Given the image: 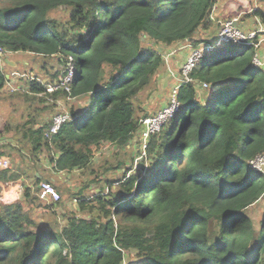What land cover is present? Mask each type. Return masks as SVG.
Segmentation results:
<instances>
[{
	"label": "trees",
	"instance_id": "obj_1",
	"mask_svg": "<svg viewBox=\"0 0 264 264\" xmlns=\"http://www.w3.org/2000/svg\"><path fill=\"white\" fill-rule=\"evenodd\" d=\"M216 4L0 0V95L10 80L1 56L30 53L57 59L55 77L73 57L70 96L86 99L52 138L47 125L24 124L35 156L45 151L55 171L71 174L110 146L127 147L141 129L135 101L165 63L159 50L213 43L216 36L206 39V32L219 30ZM255 16L264 21V12ZM256 53L232 43L208 52L194 83L180 88L173 120L151 137L143 165L125 170L119 162L113 170L122 174L109 179L108 194L78 198L90 219L36 217L39 205L60 203L44 204L37 185L25 187L20 202L0 203V264H264V217L256 229L248 212L264 198V172L250 166L264 156V69L253 64ZM55 80L29 77L27 93L59 100L65 95L47 93ZM18 180L0 171V184ZM131 253L137 260L126 263Z\"/></svg>",
	"mask_w": 264,
	"mask_h": 264
},
{
	"label": "rangeland",
	"instance_id": "obj_2",
	"mask_svg": "<svg viewBox=\"0 0 264 264\" xmlns=\"http://www.w3.org/2000/svg\"><path fill=\"white\" fill-rule=\"evenodd\" d=\"M218 1L221 2L222 8L218 15L219 18L215 16L214 18L222 20V22L229 19H237L241 23L247 21L248 25L243 27L244 32L258 30V28L264 26L261 17L255 16L256 12H264V2L262 0ZM54 16L60 20L67 19V16L61 13H55ZM202 36H205V32ZM204 41L207 40L204 39ZM146 46H150L149 42ZM162 48L159 52L163 54L165 63L161 69V76L159 75L160 77L156 79L151 89L145 90L135 101L137 116L142 120L160 112L167 106L173 90L177 87V82L173 78L178 77L180 69L190 53H188L189 49H181L180 46L176 49L173 47ZM239 48H242V46H239ZM260 51L261 49H259V53ZM1 59L4 71L9 75L8 79L10 80L2 91V95H0V145H5L2 151L9 158L11 168L17 170L16 174L19 176V180L29 182L27 186L34 187L36 182L35 173L41 172L44 169L43 167H50L51 163L45 151L35 156L32 144L23 137L27 129L24 128V124L36 120L39 124L35 125L34 129L45 125L49 126L55 115L70 113L71 108L84 106L86 99L82 98L74 101L63 96L61 99L55 100L52 97H35L27 93L26 80L29 77L36 78L44 83H50L53 79H58L55 75L58 70H61V66L58 64L57 59L44 60L30 53L4 54ZM262 60L264 62V59ZM139 142L140 137L137 133L125 148L110 146L104 149L87 169L76 170L73 174L76 177L68 178L69 182L65 183V186H62L60 192H58L61 196L59 205L57 204L53 209L48 210V206L41 204L40 207L35 208V216H41L47 220L56 219L60 224H64L69 218L90 219L92 215H88L86 211L80 209L78 198L81 196L87 199L94 198L100 192L108 194L107 182L120 178L122 174V171L113 170L119 162L125 163V170L143 165V152L139 147ZM112 191L117 192V187H113ZM248 212L256 229H259L264 217V198L252 206ZM130 260H137L135 253L127 256L126 263Z\"/></svg>",
	"mask_w": 264,
	"mask_h": 264
},
{
	"label": "built area",
	"instance_id": "obj_3",
	"mask_svg": "<svg viewBox=\"0 0 264 264\" xmlns=\"http://www.w3.org/2000/svg\"><path fill=\"white\" fill-rule=\"evenodd\" d=\"M211 18L214 20L212 16ZM237 22V19L225 20L224 22H222V20H217L219 30L217 31L216 40L213 42L214 44L202 43L197 47H193L188 42L189 44H187L185 47H181V49H189L190 55L181 67L178 77H175L177 87L173 90L170 101H168L167 106L163 110L152 116L145 117L141 121L139 147L143 152L144 160H147V148L151 137L160 133L163 127L169 124L179 111L181 107V104L178 100L180 88L182 85L194 83L192 73L202 63L208 52H212L217 49L220 50L230 43L236 45L254 46L257 53L253 57V64L257 68H264V62L259 53V49H261L264 44V26L258 28V30L244 32L235 25ZM76 69L77 68L74 58L69 57L66 61L65 70H62L59 73L58 79L47 88V93L49 95L61 93L65 96L67 94L68 99L74 100L71 98L70 94L72 92V85L76 77ZM208 88V84H202V93ZM70 120V113L55 115L46 129V137L52 138L53 136L57 135L60 132L62 126ZM250 166L256 171L264 172V156H258L254 160L250 161ZM9 167V160H0V168L6 169ZM39 189L40 191L38 195L44 204L54 205L61 201L60 194L52 184L43 182L40 184Z\"/></svg>",
	"mask_w": 264,
	"mask_h": 264
},
{
	"label": "crops",
	"instance_id": "obj_4",
	"mask_svg": "<svg viewBox=\"0 0 264 264\" xmlns=\"http://www.w3.org/2000/svg\"><path fill=\"white\" fill-rule=\"evenodd\" d=\"M227 1H229V0H227ZM240 1L241 0H239V2ZM214 8H215V10H214L213 14H214V16L216 18H219L218 15H219V12H221L220 10L222 8L221 2L218 1ZM247 23H248L247 21L246 22H242V23L240 21H238L236 23V26L244 31L243 27L248 25ZM206 33H207L206 34V39L217 35V33L213 32V31H208ZM208 34H210V35H208ZM179 46L180 47H185L186 45L183 43V44H179L177 46H174L173 48H178ZM189 52L190 51L188 50V53ZM189 55H190V53H189ZM260 56L262 57V59H264V45L261 48ZM8 77H9V75H8ZM173 79L175 80V78H173ZM139 133H140V131L138 132V135H139ZM3 146H5V145H0V160L1 159L2 160H5V159L9 160V158L4 153V151H2ZM43 168L44 169H42L41 172L35 173L36 182H35L34 185H37L38 189H39L40 185L37 183V180H40V182H48V183L52 184L56 188V190L58 192H60L61 187L65 186L64 184L68 183L70 178H75L76 177V176H73V174L75 172H73L71 174H68L66 172H58V171L53 170V168L51 166L50 167H43ZM2 170H9V171H12L14 173L17 172V170L11 168V166L9 168H6V169L5 168H0V171H2ZM28 183L29 182H25L24 180H18L16 182H7V183L3 182V183H1L0 184V202L2 204H4V205L15 204L17 202H20L22 200L25 187L27 186ZM31 188H33V186Z\"/></svg>",
	"mask_w": 264,
	"mask_h": 264
},
{
	"label": "water",
	"instance_id": "obj_5",
	"mask_svg": "<svg viewBox=\"0 0 264 264\" xmlns=\"http://www.w3.org/2000/svg\"><path fill=\"white\" fill-rule=\"evenodd\" d=\"M235 25H236V23H235ZM189 43H191V40L190 41H188ZM7 63H8V61H7ZM11 65V64H10Z\"/></svg>",
	"mask_w": 264,
	"mask_h": 264
},
{
	"label": "bare ground",
	"instance_id": "obj_6",
	"mask_svg": "<svg viewBox=\"0 0 264 264\" xmlns=\"http://www.w3.org/2000/svg\"><path fill=\"white\" fill-rule=\"evenodd\" d=\"M77 70V69H76Z\"/></svg>",
	"mask_w": 264,
	"mask_h": 264
}]
</instances>
